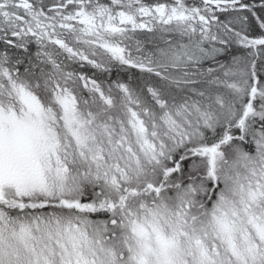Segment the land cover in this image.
Here are the masks:
<instances>
[{
  "label": "snow or ice",
  "instance_id": "6c2138e0",
  "mask_svg": "<svg viewBox=\"0 0 264 264\" xmlns=\"http://www.w3.org/2000/svg\"><path fill=\"white\" fill-rule=\"evenodd\" d=\"M0 264H264V0H0Z\"/></svg>",
  "mask_w": 264,
  "mask_h": 264
}]
</instances>
